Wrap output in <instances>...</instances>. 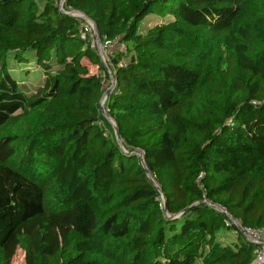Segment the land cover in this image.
<instances>
[{
  "label": "trees",
  "instance_id": "1",
  "mask_svg": "<svg viewBox=\"0 0 264 264\" xmlns=\"http://www.w3.org/2000/svg\"><path fill=\"white\" fill-rule=\"evenodd\" d=\"M54 2L0 0V264L16 247L24 264H250L206 203L264 227V0H66L137 54L112 62L105 102L123 148L101 56ZM166 16L178 33L143 28ZM198 31L197 53L172 47Z\"/></svg>",
  "mask_w": 264,
  "mask_h": 264
},
{
  "label": "rangeland",
  "instance_id": "2",
  "mask_svg": "<svg viewBox=\"0 0 264 264\" xmlns=\"http://www.w3.org/2000/svg\"><path fill=\"white\" fill-rule=\"evenodd\" d=\"M60 2L61 0H55V4L60 9ZM68 12H73L74 10H67ZM248 11L243 14V17H247ZM74 17L79 27L81 28L80 34L84 33L87 35L88 39L90 40L91 45H93L98 53H100L103 58L106 66L112 71V62L116 61L119 64L128 63L130 61H134L137 59V54L134 50H130L122 45L119 41L113 40H101L98 33L93 29V23L84 16L75 15ZM145 30L150 29L151 31L157 32L159 29H170L173 32H177V24L174 21L172 16L166 17H153V20H150L144 27ZM144 32V30H143ZM178 33V32H177ZM97 38H99V50L97 45ZM204 43V35L203 32H191V33H183L178 37L176 43L172 45V47L178 48L180 50H186L193 53H197L198 50L203 46ZM30 71V72H29ZM29 72V76L24 78L25 74L19 71L17 72V76L19 79L25 83L28 87H31L33 84H36L41 79V72L36 65L30 64L26 70ZM89 73L91 75H95L101 79L102 88L103 90L107 89L111 85V78L110 75L104 65L102 69L98 68L96 65H89ZM106 102V100H105ZM105 102L103 107L106 110ZM106 134L110 136L114 141H116V136L114 132L113 126L108 122V125L105 127ZM227 227H220L216 233V238H224V240L228 243H233L236 239L237 233L240 232L237 221L234 223L232 220L227 221ZM9 264H24V251L16 247L10 254H9ZM196 264H201L198 261Z\"/></svg>",
  "mask_w": 264,
  "mask_h": 264
},
{
  "label": "water",
  "instance_id": "3",
  "mask_svg": "<svg viewBox=\"0 0 264 264\" xmlns=\"http://www.w3.org/2000/svg\"><path fill=\"white\" fill-rule=\"evenodd\" d=\"M65 2H66V0H61V2H60V6H61V7H60V10H61L62 12L66 13V14L72 16V17H76L75 15H79V16H84V17H86L87 19H89V20L93 23V29H94L95 32H97V29H96V25H95V23H94L90 18H88L86 15H84L82 12L77 11V10H74L73 12H68V11L64 10V8H63V4H64ZM99 42H100V40H99V38H97V45H98L97 47H98V50H99ZM99 54H100V53H99ZM100 56H101V60H102L103 64L105 65V67H106V69H107V71H108V73H109V75H110L111 81H113L112 73L110 72V70H109L108 67L106 66V64H105V62H104V58H103V56H102L101 54H100ZM110 89H111V85H110L109 88H107V89H105V90L103 91L102 96H101V99H100L99 106H100V109H101V113H102V115L106 118V120H107V121L113 126V128H114V132H115V136H116V141H117L118 145H119L121 148H123L122 138H121V136H120L119 129H118V127H117L115 121H114V120L108 115L107 111H106L105 108L103 107V104H104L105 100L107 99V97H108V95H109ZM132 153H133V154H137V155L139 156V158H140V163H141V165H142V167H143V169H144V171H145L147 177H148L151 181L154 182V180H153V178H152V176H151V174H150V172H149V170H148V168H147V166H146V163H145V161H144V158H143L142 153L139 152V151H137V150L133 151ZM155 186H156V185H155ZM156 187H157V189H158L159 191H161V189H160L158 186H156ZM161 198H162V202H163L164 208H165V210H166V201H165V198H164V196H163L162 194H161ZM206 204H207V205H210L211 207H213V208L216 209L217 211L222 212V213H223V214H224L229 220H232L234 223H236V221H237L238 227L240 228L239 221L236 220V219H234V218H232V217H231L226 211H224L223 209H221L218 205H213V204H210V203H206Z\"/></svg>",
  "mask_w": 264,
  "mask_h": 264
},
{
  "label": "built area",
  "instance_id": "4",
  "mask_svg": "<svg viewBox=\"0 0 264 264\" xmlns=\"http://www.w3.org/2000/svg\"><path fill=\"white\" fill-rule=\"evenodd\" d=\"M80 36L84 37L85 34L81 33ZM239 230L245 240L256 246L255 257L250 264H264V227L242 226L240 224Z\"/></svg>",
  "mask_w": 264,
  "mask_h": 264
}]
</instances>
